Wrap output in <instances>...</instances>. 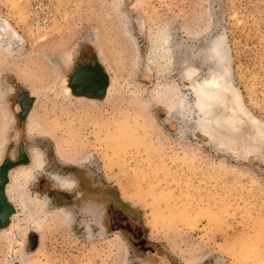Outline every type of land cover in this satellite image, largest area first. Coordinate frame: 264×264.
Here are the masks:
<instances>
[{
    "label": "rangeland",
    "instance_id": "obj_1",
    "mask_svg": "<svg viewBox=\"0 0 264 264\" xmlns=\"http://www.w3.org/2000/svg\"><path fill=\"white\" fill-rule=\"evenodd\" d=\"M85 49L114 79L109 102L65 92ZM215 80L221 98L204 125L195 90ZM19 92L39 99L82 162L31 133ZM0 130L3 160L27 139L31 162L34 151L44 162L24 195L72 214L51 222L41 252L33 227L13 234L36 264H264V0H0ZM46 163L60 174L40 188ZM110 207L138 223L149 250L107 225ZM3 231L0 264H13Z\"/></svg>",
    "mask_w": 264,
    "mask_h": 264
},
{
    "label": "bare ground",
    "instance_id": "obj_2",
    "mask_svg": "<svg viewBox=\"0 0 264 264\" xmlns=\"http://www.w3.org/2000/svg\"><path fill=\"white\" fill-rule=\"evenodd\" d=\"M99 56L101 58H104L101 51H99ZM224 73L225 71L222 72V74ZM217 83L218 81L215 80L210 84H202L201 86L196 87V108L201 113V124L205 125V123L207 122V115L211 112V109L215 102L221 98L219 91L216 89ZM114 87L115 82L112 78L105 98H103L105 102L110 101L114 92ZM69 91V87L66 86L65 92L68 93ZM82 98L87 99L90 102L96 100L85 97ZM38 100L39 99H36V101L34 102L27 117L28 129L31 130V133L33 135L52 137L55 142L56 151L58 152L61 159L65 163L71 165H78L84 160L83 156H81V154L79 155V152H72L70 149L66 148V146L63 144V141L60 138L55 137L59 125H52L47 120H45L44 114L42 112L43 108ZM4 136L5 131L0 130V164L3 161V156L5 153V147L3 144ZM43 166L44 162L41 158L40 152L34 151L32 162L29 167L16 168L9 175L10 182L7 186V195L9 197V200L12 203H15V205L23 213L26 222L23 223L24 225L19 223L15 214L9 226L2 230H4L3 237L6 238L9 243L16 244L17 249H15L14 258L12 261L19 262L20 264H36L37 259L32 255H27L23 251L24 242L21 238L19 240H16L13 237L14 233H18L20 237H25L26 233L28 232V228L33 227V229H35V231L38 232L40 236L39 246L36 251L41 252V249L45 244L46 234L50 230L51 222H53V220H58L59 222H69L72 218L71 211L66 210L64 208L49 210V199L45 196L42 198H37L24 195L23 189L27 188L33 183V181L35 180L34 175L37 173V171L42 170ZM52 178L65 188H71L73 186L72 180L68 177H62L60 175L55 174L52 176ZM124 196L123 197L125 199H130L127 194H125ZM168 220H171V217H168Z\"/></svg>",
    "mask_w": 264,
    "mask_h": 264
},
{
    "label": "flooded vegetation",
    "instance_id": "obj_3",
    "mask_svg": "<svg viewBox=\"0 0 264 264\" xmlns=\"http://www.w3.org/2000/svg\"><path fill=\"white\" fill-rule=\"evenodd\" d=\"M67 84L75 97L101 100L105 98L110 80L108 72L97 53L90 49H85L76 58ZM16 102L21 108L19 117L25 122L33 104L32 100L24 92H19L16 96ZM30 165L31 158L27 139L19 144L14 155L4 158L0 164V229L8 227L16 214V208L7 195V186L10 182L9 175L20 166ZM52 172L60 174L58 166L46 163L45 171L42 173L45 176H42L40 180L37 178V181L40 182V188L48 186L49 179L52 180L48 174ZM49 194L54 198H73L66 196V192L54 189L50 190ZM105 220L111 229L124 232L135 248L144 249L148 247L141 227L122 208H108L105 213ZM32 239H37L36 241L38 242V238L35 235L31 237ZM149 249L147 248V250Z\"/></svg>",
    "mask_w": 264,
    "mask_h": 264
},
{
    "label": "water",
    "instance_id": "obj_4",
    "mask_svg": "<svg viewBox=\"0 0 264 264\" xmlns=\"http://www.w3.org/2000/svg\"><path fill=\"white\" fill-rule=\"evenodd\" d=\"M108 87H109V85H108ZM37 243H39V239H38ZM13 264H20V263L19 262H13Z\"/></svg>",
    "mask_w": 264,
    "mask_h": 264
}]
</instances>
